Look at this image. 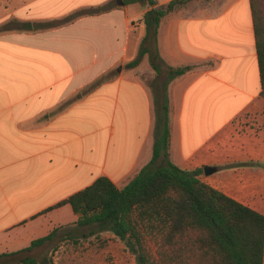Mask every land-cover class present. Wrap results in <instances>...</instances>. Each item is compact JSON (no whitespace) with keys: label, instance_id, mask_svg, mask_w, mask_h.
Segmentation results:
<instances>
[{"label":"crops","instance_id":"0c3cea01","mask_svg":"<svg viewBox=\"0 0 264 264\" xmlns=\"http://www.w3.org/2000/svg\"><path fill=\"white\" fill-rule=\"evenodd\" d=\"M149 8L0 0V24L13 21L0 31V255L54 229L43 244L82 229L70 204H57L99 176L123 187L151 160L165 125L167 155L158 162L201 168L202 181L264 215V98L249 0H188L164 15L159 71L147 53L127 65ZM37 247L0 264L36 258Z\"/></svg>","mask_w":264,"mask_h":264},{"label":"trees","instance_id":"16d2710c","mask_svg":"<svg viewBox=\"0 0 264 264\" xmlns=\"http://www.w3.org/2000/svg\"><path fill=\"white\" fill-rule=\"evenodd\" d=\"M139 1L150 8L143 14L145 36L137 56L128 66H135L148 54L151 67L159 71L157 30L161 18L188 0H170L154 6V0ZM255 49L259 66L260 95L264 98V0H249ZM103 6L81 9L58 23L78 15L101 12ZM55 21L49 25H55ZM57 23V24H58ZM191 65L168 71L180 75ZM169 130L154 143L151 160L134 178L118 188L106 176L97 177L90 185L72 193L65 200L77 215L75 225L85 229L82 237L111 231L125 240L137 264H263L264 215L235 201L202 181L201 168L183 170L166 156ZM56 229L17 252L29 251L52 238ZM153 243L151 251L148 241ZM26 255L4 264H37Z\"/></svg>","mask_w":264,"mask_h":264},{"label":"rangeland","instance_id":"374dc122","mask_svg":"<svg viewBox=\"0 0 264 264\" xmlns=\"http://www.w3.org/2000/svg\"><path fill=\"white\" fill-rule=\"evenodd\" d=\"M12 25L11 20L0 24V31ZM84 230L82 228L65 237L58 235L38 246L35 253L38 264H137L125 240L113 232L104 231L98 235L82 237ZM147 241L152 251L153 243Z\"/></svg>","mask_w":264,"mask_h":264},{"label":"water","instance_id":"95a60500","mask_svg":"<svg viewBox=\"0 0 264 264\" xmlns=\"http://www.w3.org/2000/svg\"><path fill=\"white\" fill-rule=\"evenodd\" d=\"M30 26V24L28 25V27ZM203 171L204 173L207 175L211 172V167L209 166H203Z\"/></svg>","mask_w":264,"mask_h":264}]
</instances>
